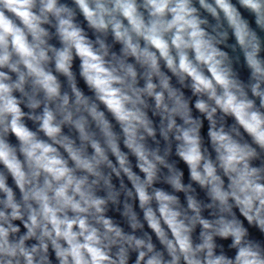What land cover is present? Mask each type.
<instances>
[{
	"label": "clouds",
	"instance_id": "1",
	"mask_svg": "<svg viewBox=\"0 0 264 264\" xmlns=\"http://www.w3.org/2000/svg\"><path fill=\"white\" fill-rule=\"evenodd\" d=\"M0 264H264V0H0Z\"/></svg>",
	"mask_w": 264,
	"mask_h": 264
}]
</instances>
